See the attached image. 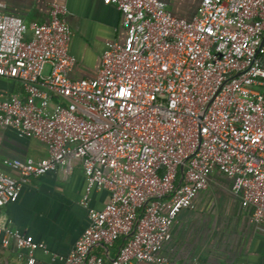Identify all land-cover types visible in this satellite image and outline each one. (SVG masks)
<instances>
[{
  "label": "built area",
  "instance_id": "1",
  "mask_svg": "<svg viewBox=\"0 0 264 264\" xmlns=\"http://www.w3.org/2000/svg\"><path fill=\"white\" fill-rule=\"evenodd\" d=\"M102 1L120 12L126 35L106 43L94 77L78 80L69 78L65 6L52 4L47 22L29 25L0 11V81L20 89L0 82V127L48 153L7 161L14 175L0 172V219L31 179L57 169L66 177L78 164L82 204L91 188L108 199L89 209L63 264H167L171 227L194 208L212 169L264 228V0H201L190 21L161 0ZM121 239L109 261L92 252ZM10 245L25 252L23 264H36L43 248L0 226V248Z\"/></svg>",
  "mask_w": 264,
  "mask_h": 264
},
{
  "label": "crops",
  "instance_id": "2",
  "mask_svg": "<svg viewBox=\"0 0 264 264\" xmlns=\"http://www.w3.org/2000/svg\"><path fill=\"white\" fill-rule=\"evenodd\" d=\"M175 18L190 21L201 0H161ZM0 11L17 16L29 25L47 22L52 4L66 8L65 19L72 37L70 53L75 58L69 78H92L100 67L106 43L124 41L122 16L102 0H0ZM30 31L27 32V37ZM260 42L264 44V32ZM264 61V56H263ZM4 91H19L18 84L1 80ZM46 144L32 137H18L9 127H0V172L14 175L6 164L11 159L47 157ZM85 179L78 164L63 177L61 169L31 179L15 202L2 208L0 226H12L43 245L35 252L36 264H63L88 223L89 209H100L108 199L104 190L91 188L82 204ZM192 210H182L171 227V240L161 254L167 264H264V228L249 222V214L230 191V181L212 169L208 186L194 200ZM120 241L97 245L92 252L107 261L117 253ZM46 250V252H44ZM57 257L52 260V257ZM25 252L14 245L0 248V264H23Z\"/></svg>",
  "mask_w": 264,
  "mask_h": 264
},
{
  "label": "trees",
  "instance_id": "3",
  "mask_svg": "<svg viewBox=\"0 0 264 264\" xmlns=\"http://www.w3.org/2000/svg\"><path fill=\"white\" fill-rule=\"evenodd\" d=\"M118 241L122 242V239L121 240H118Z\"/></svg>",
  "mask_w": 264,
  "mask_h": 264
},
{
  "label": "water",
  "instance_id": "4",
  "mask_svg": "<svg viewBox=\"0 0 264 264\" xmlns=\"http://www.w3.org/2000/svg\"><path fill=\"white\" fill-rule=\"evenodd\" d=\"M261 44H262V42H261Z\"/></svg>",
  "mask_w": 264,
  "mask_h": 264
},
{
  "label": "rangeland",
  "instance_id": "5",
  "mask_svg": "<svg viewBox=\"0 0 264 264\" xmlns=\"http://www.w3.org/2000/svg\"><path fill=\"white\" fill-rule=\"evenodd\" d=\"M46 71V70H45Z\"/></svg>",
  "mask_w": 264,
  "mask_h": 264
}]
</instances>
